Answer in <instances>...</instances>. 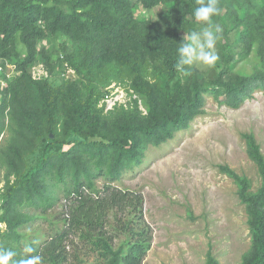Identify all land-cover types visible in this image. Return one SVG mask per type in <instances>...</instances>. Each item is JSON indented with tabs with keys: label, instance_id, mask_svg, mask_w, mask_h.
Returning a JSON list of instances; mask_svg holds the SVG:
<instances>
[{
	"label": "trees",
	"instance_id": "trees-1",
	"mask_svg": "<svg viewBox=\"0 0 264 264\" xmlns=\"http://www.w3.org/2000/svg\"><path fill=\"white\" fill-rule=\"evenodd\" d=\"M195 7L197 0H0V246L15 250L14 259L31 242L21 229L44 217L28 209L45 213L60 202L59 189L60 218L33 244L43 264H143L152 241L143 199L115 185L144 164L150 148L203 114L204 94L237 109L264 88V0H219L214 80L209 86L179 80L177 48L204 26L191 16ZM156 8L162 12L155 19L139 15ZM235 48L252 67L238 70ZM38 64L46 76L35 80L31 68ZM123 79L133 100L116 110V120L106 118L107 93H95V86ZM243 139L260 188L251 193L247 178L218 168L235 183L247 215L251 250L242 264H264V157L251 134ZM205 264H218L210 251Z\"/></svg>",
	"mask_w": 264,
	"mask_h": 264
},
{
	"label": "rangeland",
	"instance_id": "rangeland-1",
	"mask_svg": "<svg viewBox=\"0 0 264 264\" xmlns=\"http://www.w3.org/2000/svg\"><path fill=\"white\" fill-rule=\"evenodd\" d=\"M161 12L162 9L156 8L151 12L140 11L139 15L155 19ZM215 51L220 60L217 43ZM233 52L238 70L243 71L247 65L252 67V60L239 61L238 48ZM186 67L190 75L179 73V80L186 83L196 78L204 86L210 85L218 70L215 64ZM66 71L74 76L68 67ZM145 75L154 82L157 74L149 70ZM129 84V80L123 79L95 86V93L120 97L114 106L105 107L106 118L116 120L120 115L116 110L126 104L125 110L130 106L127 102L133 100V93H129ZM82 90L88 95L87 88L82 86ZM138 104L139 111L145 115L143 105ZM203 111L186 131L175 134L158 148H150L144 164L124 174L115 185L138 193L143 199L144 218L152 230L151 247L143 264H205L208 251L218 264H242L251 250L247 215L238 200L237 187L218 167L227 166L247 178L251 193L260 188L258 168L247 154L243 135L253 136L264 157V88L252 91L237 109L219 105L213 97L204 94ZM2 137L6 139L7 135ZM96 184L101 189L103 181ZM4 186V183L0 185V206ZM57 194L60 202L45 213L28 209L44 217H36L21 229L24 240L40 243L43 232H50L56 226L65 202L59 189ZM94 260L90 257L86 261Z\"/></svg>",
	"mask_w": 264,
	"mask_h": 264
},
{
	"label": "clouds",
	"instance_id": "clouds-1",
	"mask_svg": "<svg viewBox=\"0 0 264 264\" xmlns=\"http://www.w3.org/2000/svg\"><path fill=\"white\" fill-rule=\"evenodd\" d=\"M220 12L219 0H197V7L194 8L191 16L195 21L202 23L204 26L199 30L188 32L183 37V42L177 48L178 59L174 65L177 72L188 76L190 72L186 66L194 64L213 66L219 59L215 51V45L219 39V34L222 32V28L219 25L213 24L212 17L218 16ZM123 106L126 108V105ZM34 243L36 241L27 242L23 245V256L18 260L14 259L18 255L15 250L0 246V264H43L44 258L39 254H33L36 251L33 247Z\"/></svg>",
	"mask_w": 264,
	"mask_h": 264
},
{
	"label": "built area",
	"instance_id": "built-area-1",
	"mask_svg": "<svg viewBox=\"0 0 264 264\" xmlns=\"http://www.w3.org/2000/svg\"><path fill=\"white\" fill-rule=\"evenodd\" d=\"M6 67L8 69L6 71L7 77L12 76L13 75L14 67L13 66H9V65H7ZM31 75H32L33 79H35V80H39L42 76H46V71L43 69V65L42 64H38V65L32 67L31 68ZM110 94L106 95L105 98H104V100L102 101V104H104L106 108L110 104L112 106H114L116 104V102H118V100L120 98L118 96L115 97V95H110ZM124 94H125V96H127L126 93H124ZM105 107H104V111L108 110V109L105 110ZM0 228L3 229L4 228V225L3 224H0Z\"/></svg>",
	"mask_w": 264,
	"mask_h": 264
}]
</instances>
